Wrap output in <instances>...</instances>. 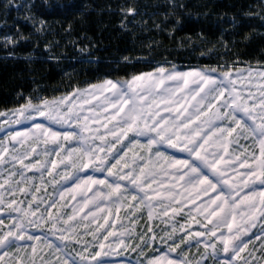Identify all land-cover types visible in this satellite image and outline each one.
<instances>
[{
	"label": "snow or ice",
	"instance_id": "obj_1",
	"mask_svg": "<svg viewBox=\"0 0 264 264\" xmlns=\"http://www.w3.org/2000/svg\"><path fill=\"white\" fill-rule=\"evenodd\" d=\"M71 7L81 21L90 12L117 11L122 33L144 29L172 39L187 17L200 15L188 0H165L151 13L136 0L115 9ZM206 7L203 15L213 14ZM41 8L36 0L0 2L5 27L16 13V35H0L4 59H19L17 49L30 39L20 21L32 26L33 35L53 31ZM242 15L258 20L259 28L245 32L237 14L221 12L217 19L227 17L232 27L215 40L197 34L200 43L190 49L197 65L157 63L143 71L138 64L150 61L125 56L117 63L137 71L122 79L112 73L86 80L85 87L54 89L64 91L58 97L45 96L47 89L17 92L18 106L0 111L6 126L0 128V164H11L0 179V264L257 261L249 244L258 240L264 253V50L244 60L249 54L241 47L264 40V0ZM64 31L72 36L74 23ZM68 45L82 63L101 62L87 33L67 45L46 41V59L69 60L55 52ZM146 46L154 50L161 42L150 37ZM23 58L34 62L33 52ZM34 170L38 175H27Z\"/></svg>",
	"mask_w": 264,
	"mask_h": 264
},
{
	"label": "trees",
	"instance_id": "obj_2",
	"mask_svg": "<svg viewBox=\"0 0 264 264\" xmlns=\"http://www.w3.org/2000/svg\"><path fill=\"white\" fill-rule=\"evenodd\" d=\"M123 2L124 0H57L47 3L36 0V4L42 6L41 11L47 9L44 19L52 23L53 31L47 36L33 35L32 26L20 21L19 26L30 39L27 42H21V46L17 49L19 59H4L3 57L8 54L0 45V111L18 106L21 98L17 96L18 91L32 92L33 89L37 91L47 89L44 92L45 96H59L72 86H84L85 81L89 79L98 82L97 78H103L112 73L122 79L125 72L137 71V68L143 71L153 70L155 64L167 61L181 66L197 65L200 61L190 51L200 43L197 34L204 32L205 35L215 40L225 29L230 30L232 27L227 17L217 19V15L221 12H228L230 15L237 14L245 25V32L251 31L252 26L257 28L260 26L258 20L246 19L242 13L248 11L249 8L255 10V6H258L261 0H188L191 10L200 15L187 17L182 30H177L178 35L175 39L170 38L167 33L160 34L156 31L148 33L144 29H136L134 34L122 33L119 27L121 16L117 11L105 10L101 15L90 12L81 21L78 9L71 7L73 4L79 7L93 4L100 7L112 5L115 9ZM136 2L147 7L148 12L151 13L157 11L155 6L164 3L165 0H136ZM49 4L53 7L48 8ZM61 5L64 7H60ZM206 6H212L213 14L203 15L208 11ZM14 21H16V13L13 11L8 17V27H5L3 13L0 11V23H2L0 35L9 30L11 34L16 35ZM69 23H74L76 29L72 36L64 31ZM133 28L136 26L133 25ZM260 31L264 32V28H260ZM85 33L98 45L91 50L100 57V63H82L77 59L78 51L71 45L66 48H55V52H65L69 55L71 57L69 60L57 63L56 60L46 59L48 55V50L45 48L46 41H58L60 44L67 45L69 40H79ZM150 37L160 41L161 46L155 47L154 50L148 48L146 45ZM189 37L192 43L182 45L181 39L187 40ZM36 43L40 46L37 47ZM261 50H264V40L260 37H257L250 47H241L242 52L249 54L243 57L244 60L251 59L252 55L259 56ZM29 52L34 54L33 63L23 58ZM125 56H134L137 60L144 59L151 63L138 64L137 68L131 66L125 68L123 63H117ZM54 89L64 91L53 92Z\"/></svg>",
	"mask_w": 264,
	"mask_h": 264
},
{
	"label": "rangeland",
	"instance_id": "obj_3",
	"mask_svg": "<svg viewBox=\"0 0 264 264\" xmlns=\"http://www.w3.org/2000/svg\"><path fill=\"white\" fill-rule=\"evenodd\" d=\"M50 1H57V0H39V2H47V3H49ZM1 27H2V23H0V29H1ZM160 65H161V66H168L169 68H171L173 65H175V66H181V65H179V64L172 63V62H170V61L163 62V63H161ZM153 70H154V69H153ZM185 70H189V69H188V68H185ZM149 71H152V70H149ZM85 86H86V85H84V86H80V87H85ZM62 95H63V94H62ZM59 96H61V95H59ZM57 97H58V96H57ZM3 127H6V126H5V125H0V128H3ZM15 127L19 128V130H21V131H26V129H23V128H21V127L18 126V125L15 126ZM4 141L6 142V138H4ZM13 144H15V141H13ZM24 148H27V145H24ZM39 151H40V150L37 149V153H39ZM230 151H231V150H230ZM61 155H63V154H61ZM36 158H37L36 156H33V157H32V160L34 161V160H36ZM5 159L7 160V157H6ZM25 163H29V161H25ZM17 167L19 168V167H22V166L17 165ZM7 169H11V164H7V165H5V164H0V179H3V178L6 177V175H7ZM58 170H59V169H58ZM34 174H35V175H38V174L35 172V170H34L33 172H28V173H27L28 176H33ZM57 187H59V186L57 185ZM189 208L194 209V208H195V205H189ZM187 211H188V209H185V214L187 213ZM193 214H195V213H193ZM120 216H121V221H122V223H126V218L124 217V213H123V212L120 213ZM178 219L183 220V219H184V216H181V217H179ZM198 219H199V217H198ZM6 223H8V221H6ZM142 223H143V222H142ZM116 227H117V229L119 230V225H117ZM195 228H196V230H199L200 225L197 223V224L195 225ZM141 230H142V228H141ZM253 231H254V232H259V228L254 229ZM258 244H259V241H258V240H253V241L249 244V249H250V250L253 249V248H256L257 261H254L253 264H258L259 257H260V256H264V253L260 252L259 248L257 247ZM13 251H15V250H13ZM245 255H246V254H245ZM132 256H133V253H132V252H129V254H128V258L131 259ZM5 259H8V257H6ZM36 259L39 260V249H37V257H36ZM112 259H118V260H120V261H123V257H113Z\"/></svg>",
	"mask_w": 264,
	"mask_h": 264
}]
</instances>
